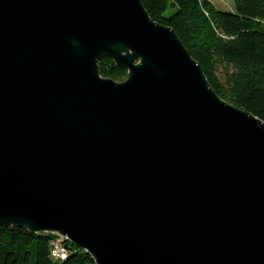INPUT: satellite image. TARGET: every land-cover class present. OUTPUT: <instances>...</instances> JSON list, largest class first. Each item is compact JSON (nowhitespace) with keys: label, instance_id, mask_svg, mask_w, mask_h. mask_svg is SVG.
Segmentation results:
<instances>
[{"label":"water","instance_id":"obj_1","mask_svg":"<svg viewBox=\"0 0 264 264\" xmlns=\"http://www.w3.org/2000/svg\"><path fill=\"white\" fill-rule=\"evenodd\" d=\"M0 224L94 264H264V121L141 0H0Z\"/></svg>","mask_w":264,"mask_h":264},{"label":"trees","instance_id":"obj_2","mask_svg":"<svg viewBox=\"0 0 264 264\" xmlns=\"http://www.w3.org/2000/svg\"><path fill=\"white\" fill-rule=\"evenodd\" d=\"M141 1L152 19L176 32L221 98L264 121V0H233L232 10L212 0ZM98 66L102 76L126 77L111 58ZM56 239L50 232L0 224V264H94L68 241L66 256L53 257Z\"/></svg>","mask_w":264,"mask_h":264},{"label":"built area","instance_id":"obj_3","mask_svg":"<svg viewBox=\"0 0 264 264\" xmlns=\"http://www.w3.org/2000/svg\"><path fill=\"white\" fill-rule=\"evenodd\" d=\"M52 256L55 258H64L66 256V246L63 241V238L58 237L53 241Z\"/></svg>","mask_w":264,"mask_h":264},{"label":"rangeland","instance_id":"obj_4","mask_svg":"<svg viewBox=\"0 0 264 264\" xmlns=\"http://www.w3.org/2000/svg\"><path fill=\"white\" fill-rule=\"evenodd\" d=\"M212 2L215 4L216 7L224 10H232L234 6L233 0H212Z\"/></svg>","mask_w":264,"mask_h":264}]
</instances>
